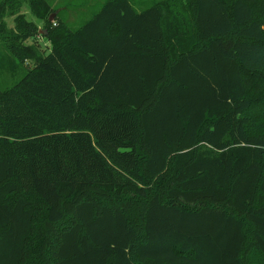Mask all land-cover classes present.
I'll return each mask as SVG.
<instances>
[{
  "label": "trees",
  "instance_id": "16d2710c",
  "mask_svg": "<svg viewBox=\"0 0 264 264\" xmlns=\"http://www.w3.org/2000/svg\"><path fill=\"white\" fill-rule=\"evenodd\" d=\"M186 1L108 0L23 47L0 264H264V29L255 0Z\"/></svg>",
  "mask_w": 264,
  "mask_h": 264
},
{
  "label": "rangeland",
  "instance_id": "374dc122",
  "mask_svg": "<svg viewBox=\"0 0 264 264\" xmlns=\"http://www.w3.org/2000/svg\"><path fill=\"white\" fill-rule=\"evenodd\" d=\"M51 8V15L40 17L35 11L39 0H0V64L7 67L13 57L18 64V72L13 74L9 68L0 69V87L5 90L19 82L25 73L33 67L23 47L35 46L42 53L49 54L52 48L49 33L52 34L64 25L78 29L90 20L108 0H44ZM136 11L168 0H130ZM179 3L186 0H172ZM232 4L234 0H223ZM253 8L256 17L264 29V0H255ZM50 16H54L50 21ZM258 257H252L257 264Z\"/></svg>",
  "mask_w": 264,
  "mask_h": 264
},
{
  "label": "water",
  "instance_id": "95a60500",
  "mask_svg": "<svg viewBox=\"0 0 264 264\" xmlns=\"http://www.w3.org/2000/svg\"><path fill=\"white\" fill-rule=\"evenodd\" d=\"M53 18H54V16L50 17V21H52V20H53Z\"/></svg>",
  "mask_w": 264,
  "mask_h": 264
}]
</instances>
